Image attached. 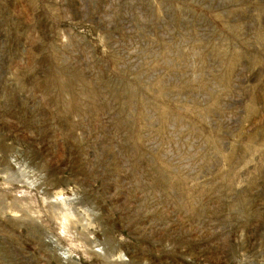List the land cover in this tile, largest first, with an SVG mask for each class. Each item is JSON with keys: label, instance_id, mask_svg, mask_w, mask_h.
Returning a JSON list of instances; mask_svg holds the SVG:
<instances>
[{"label": "rangeland", "instance_id": "374dc122", "mask_svg": "<svg viewBox=\"0 0 264 264\" xmlns=\"http://www.w3.org/2000/svg\"><path fill=\"white\" fill-rule=\"evenodd\" d=\"M0 264H264V0H0Z\"/></svg>", "mask_w": 264, "mask_h": 264}]
</instances>
